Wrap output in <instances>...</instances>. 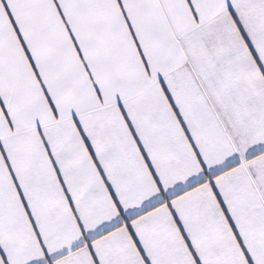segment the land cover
<instances>
[{
  "label": "snow or ice",
  "instance_id": "1",
  "mask_svg": "<svg viewBox=\"0 0 264 264\" xmlns=\"http://www.w3.org/2000/svg\"><path fill=\"white\" fill-rule=\"evenodd\" d=\"M0 264H264V0H0Z\"/></svg>",
  "mask_w": 264,
  "mask_h": 264
}]
</instances>
